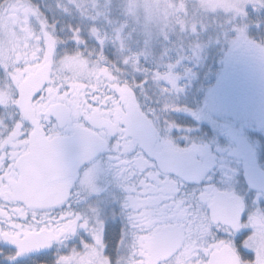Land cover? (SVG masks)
I'll return each mask as SVG.
<instances>
[{"label":"flooded vegetation","instance_id":"1","mask_svg":"<svg viewBox=\"0 0 264 264\" xmlns=\"http://www.w3.org/2000/svg\"><path fill=\"white\" fill-rule=\"evenodd\" d=\"M43 1L0 0V264H264V191L245 182L253 168L264 177V164L240 126L189 130L185 120L199 121L197 113L163 109L112 55L85 57L75 40L89 29L81 20L94 19L50 13ZM42 67L47 78L30 108L43 137L81 128L96 151L63 202L28 207L10 193L33 131L16 97ZM258 92L244 95L245 106L260 101ZM50 107L61 124L46 116ZM217 196L232 206H214Z\"/></svg>","mask_w":264,"mask_h":264},{"label":"rangeland","instance_id":"2","mask_svg":"<svg viewBox=\"0 0 264 264\" xmlns=\"http://www.w3.org/2000/svg\"><path fill=\"white\" fill-rule=\"evenodd\" d=\"M46 2L52 4L50 13L94 19L81 20L90 30L75 40L85 57L91 55L97 61L109 60L112 55L123 72L140 77L150 93L164 101L163 109L197 113L199 121L185 120L189 130L202 133L222 124L227 128L240 126L264 164V112L263 121L257 123L255 105L243 104L245 94L254 95L260 90L261 94L254 98L264 100L260 82L253 79L252 88L240 95L229 91L234 89L233 82L225 88L231 76L229 68L235 61L241 63L237 67L244 76L255 74L244 66L239 49L246 52L244 45L250 46L254 51L251 55L264 56V0L43 1ZM213 88L215 102L206 103ZM198 112H207V116L203 118Z\"/></svg>","mask_w":264,"mask_h":264},{"label":"water","instance_id":"3","mask_svg":"<svg viewBox=\"0 0 264 264\" xmlns=\"http://www.w3.org/2000/svg\"><path fill=\"white\" fill-rule=\"evenodd\" d=\"M47 74L48 68L42 67L25 77L17 87V109L23 119L31 123L33 131L28 139L27 153L17 160L19 177L11 186L10 193L12 198L28 207H50L63 202L76 179L78 168H81L96 151L94 136L81 128H76L69 137L51 139L43 137L38 129L33 110L30 108V102L46 80ZM45 114L54 117L61 124L62 118L57 117L55 107L47 109ZM179 156L185 157L186 155ZM247 157H250V154ZM245 176V182L250 189L264 191V177L256 169H250ZM231 202L232 200L217 196L214 206L224 208L232 206ZM30 238L33 242L32 236L27 237L26 240L30 241ZM18 256L22 255L18 254ZM232 256L229 255L226 260H231ZM208 264H216L215 257H211Z\"/></svg>","mask_w":264,"mask_h":264},{"label":"trees","instance_id":"4","mask_svg":"<svg viewBox=\"0 0 264 264\" xmlns=\"http://www.w3.org/2000/svg\"><path fill=\"white\" fill-rule=\"evenodd\" d=\"M262 36L264 38V32L262 33ZM245 47V50L246 52H243L242 49H239L237 52H239V55L241 57H239L241 59V61L243 62L244 66L247 65L248 67H246L249 71V69H253V73L256 74V72L258 71V73L255 75V76H258L262 82L264 83V56L260 53H255V54H252L251 55V52H254L253 49H251L250 46H246L244 45ZM249 51V52H248ZM238 60V59H236ZM237 62V61H235ZM241 63L239 62L238 64H235V69L238 65H240ZM240 67V66H239ZM237 67V73L235 72V69H234V74H232V76L234 78H232L231 76V80L227 82V84L225 85V88L229 87L228 84H230V82H233L234 84V89L232 90H229L231 91L233 94H237V95H240V94H243L246 92V90L248 89V87H250V82L249 80L251 81V75H248L249 77L247 76H244L243 75V72L241 71L242 69ZM244 69V67H243ZM232 70V69H231ZM233 79V80H232ZM254 79V78H253ZM252 82V81H251ZM251 88V87H250ZM228 89V88H227ZM264 90V89H263ZM261 90L258 92V94H261ZM225 95V94H224ZM225 97V96H224ZM242 97V96H241ZM241 97H237V98H240ZM243 100V98H242ZM260 101H254V104H255V120L257 123H261L263 121V114L262 112H264V100H261L259 99ZM243 104H245V102H243ZM252 104V103H251Z\"/></svg>","mask_w":264,"mask_h":264},{"label":"snow or ice","instance_id":"5","mask_svg":"<svg viewBox=\"0 0 264 264\" xmlns=\"http://www.w3.org/2000/svg\"><path fill=\"white\" fill-rule=\"evenodd\" d=\"M197 78H198V77H197ZM219 83H220V81L218 80V81H217V86L219 85ZM187 87H188V85L185 86V91H187ZM211 92H212L211 97H210V98H209V97H206V103H208V102L214 103V102H215V88H213V89L211 90ZM180 131H182V129H173V132H177V133H178V132H180ZM180 142H181V143H187V141H185L183 137H181ZM251 195L255 196V193H251ZM258 202H259L260 204H264V194L260 195V197H259V201H258ZM242 218H244V217H243V214H242ZM244 235H245L244 232L239 233L238 236H237V238H236L237 241L239 242L240 240H242L243 237H244ZM241 251H242L244 254H248V253H247V250L244 249V248H241Z\"/></svg>","mask_w":264,"mask_h":264}]
</instances>
